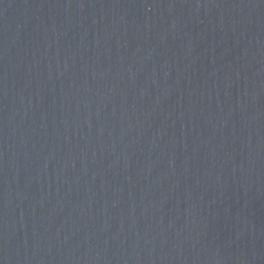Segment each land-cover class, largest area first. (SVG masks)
I'll list each match as a JSON object with an SVG mask.
<instances>
[{
  "label": "water",
  "instance_id": "95a60500",
  "mask_svg": "<svg viewBox=\"0 0 264 264\" xmlns=\"http://www.w3.org/2000/svg\"><path fill=\"white\" fill-rule=\"evenodd\" d=\"M0 264H264V0H0Z\"/></svg>",
  "mask_w": 264,
  "mask_h": 264
}]
</instances>
